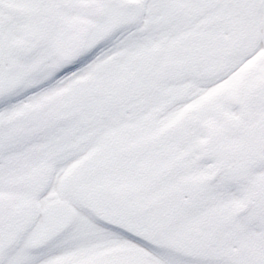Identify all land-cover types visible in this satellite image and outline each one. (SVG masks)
I'll list each match as a JSON object with an SVG mask.
<instances>
[{"label":"snow or ice","instance_id":"1","mask_svg":"<svg viewBox=\"0 0 264 264\" xmlns=\"http://www.w3.org/2000/svg\"><path fill=\"white\" fill-rule=\"evenodd\" d=\"M0 264H264V0H0Z\"/></svg>","mask_w":264,"mask_h":264}]
</instances>
